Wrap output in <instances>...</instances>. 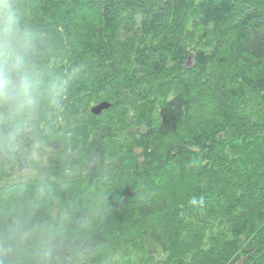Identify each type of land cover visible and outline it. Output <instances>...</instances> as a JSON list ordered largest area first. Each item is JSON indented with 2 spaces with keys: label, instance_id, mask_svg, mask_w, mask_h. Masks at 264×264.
Wrapping results in <instances>:
<instances>
[{
  "label": "trees",
  "instance_id": "obj_1",
  "mask_svg": "<svg viewBox=\"0 0 264 264\" xmlns=\"http://www.w3.org/2000/svg\"><path fill=\"white\" fill-rule=\"evenodd\" d=\"M26 4L29 22L53 46L57 68L82 69L66 96L65 131L80 146L77 159L95 157V165L82 169L65 197L91 202L80 187L112 184L118 173L135 178L126 189L132 197L125 204L133 212L129 223L97 204L104 218L93 239L119 255L120 264H264V161L250 168L248 191L241 187L245 181L234 184L225 170L240 164L236 140L264 143V121L258 119L264 114V0ZM248 97L259 99L257 109L237 113ZM93 101L111 107L94 115ZM122 106L134 123L132 136H122L114 122L113 112ZM121 137L129 144L116 157L109 145ZM139 150L147 169L134 160ZM158 171L171 178L163 180L165 187L183 183L190 189L184 194L203 199L204 207H174L153 187ZM217 201L230 213L217 215ZM170 213L177 221L190 219L191 228L170 237L160 226ZM124 228L133 233L122 241ZM197 233L209 258L195 259L178 248ZM97 258L105 264L103 254Z\"/></svg>",
  "mask_w": 264,
  "mask_h": 264
},
{
  "label": "clouds",
  "instance_id": "obj_2",
  "mask_svg": "<svg viewBox=\"0 0 264 264\" xmlns=\"http://www.w3.org/2000/svg\"><path fill=\"white\" fill-rule=\"evenodd\" d=\"M82 71H60L54 49L29 22L26 0H0V264H120L93 239L95 202L65 197L95 157L65 128L66 96ZM203 208L204 200L187 202Z\"/></svg>",
  "mask_w": 264,
  "mask_h": 264
},
{
  "label": "rangeland",
  "instance_id": "obj_3",
  "mask_svg": "<svg viewBox=\"0 0 264 264\" xmlns=\"http://www.w3.org/2000/svg\"><path fill=\"white\" fill-rule=\"evenodd\" d=\"M259 102L260 101L257 98L248 97V99L244 103L240 104L239 106H236L235 111L237 113H239L238 109L241 110V113L246 112V111H252V109H257ZM122 103L124 105H128L129 98L125 96ZM98 104L99 102L93 101L90 104V108L92 109ZM159 108H160L159 104L156 105L154 108V118L155 119H157ZM123 109H124V106L121 107V110L118 113L113 112L114 122H116L117 125L119 126L123 134L122 136H124V134L127 135V137L129 135L132 136L133 135L132 133L134 132L133 130L134 123L130 120L131 115L125 112ZM231 112L229 114H231ZM110 115H111L110 113H107V112L104 113V116H110ZM226 115H228V113H226ZM233 115H230V116H233ZM257 115L259 114H256L253 116L256 117ZM258 119L264 121V114L262 117H259ZM242 122H243V119L237 118V123L241 124ZM243 134H246V132L242 133V135ZM250 137H251V134H250ZM243 140H244L243 142H241L240 140H236L234 142L239 150L240 164L233 166L232 170L228 168H226L225 170H227L230 176V180L233 181L234 184L240 183L241 180L245 181L246 184H241V187H243V189L248 191L250 190L249 188L250 185L247 184L250 181V177H249L250 168L253 165L262 163V161H264V143L259 142L257 140L255 145L250 146L248 142H245V138ZM128 144L129 143L125 140V138L121 137L109 145V152L115 155L116 157H119L125 151ZM135 155L137 158L134 160H137L141 163L142 170L147 169L148 168V166L146 167L147 164L145 163L144 159L140 156V150L136 151ZM227 163L228 162H225V164ZM260 168H262L261 165L259 166V169ZM157 174H159V171L158 173H156V175L152 179L154 183L153 187L155 188V191L159 192L160 195L166 198L174 207L182 208V210L183 208H187L188 207L187 205H182V204L187 203L189 198L184 193H189L190 189L187 186L183 185V183L181 182L176 183L174 187L173 186L165 187L163 180H165V178H167L168 180H171V178L168 177L167 175L158 176ZM261 175H262V178L264 179V173H262ZM132 176L131 174L118 173L114 176L115 179L114 181L111 182L112 184H108V183H95L93 185L86 184L85 186H82L80 188H83L81 189L83 191L82 193L86 195V198H88L89 201L95 202L96 204H101L102 206L105 205L104 211L106 213L115 214L113 217L116 220H118L119 218V219H123L124 221L123 223H125V221L126 223H129L133 212L131 208H126L125 204H126L127 199L132 198L129 195V193H126L127 187L132 185V182L135 179ZM172 178L175 179L174 177ZM115 180H116V183H115ZM74 194L77 195L76 193ZM194 194H200V196H202V193L198 192V188L194 190ZM130 205L131 203L129 202V206ZM223 207L224 206L220 204L219 201H217L216 203H213L212 209L217 215H221V214L225 215L226 213H230V208H226V209L224 208L222 210ZM117 215H119V217H117ZM175 217L176 216L174 215V213H170L167 216H164L163 218H161L160 220L161 222L160 226L162 227V229L165 230L166 234H168L170 237L176 236L177 231L182 233L191 228L189 224L190 219L177 221L178 218L177 217L175 218ZM123 232L125 235L123 236L122 241L125 240L126 236L129 238L131 233H133L128 228H124ZM118 234L119 233L115 234V243L119 241ZM204 239H206V236L204 237ZM185 243H187L186 246H184ZM204 244L205 243H204L203 237L201 236L200 233H197L191 238H187V237L184 238L178 244V248H180L181 246L183 248L185 247L184 249L188 251L189 253H192L195 259H200L203 256H205L206 258H209V254H207ZM100 262H101L100 259L97 258L96 264H99Z\"/></svg>",
  "mask_w": 264,
  "mask_h": 264
},
{
  "label": "water",
  "instance_id": "obj_4",
  "mask_svg": "<svg viewBox=\"0 0 264 264\" xmlns=\"http://www.w3.org/2000/svg\"><path fill=\"white\" fill-rule=\"evenodd\" d=\"M110 107L111 103H109L108 101H104L93 107L91 111L94 115H100L102 112L108 110Z\"/></svg>",
  "mask_w": 264,
  "mask_h": 264
},
{
  "label": "bare ground",
  "instance_id": "obj_5",
  "mask_svg": "<svg viewBox=\"0 0 264 264\" xmlns=\"http://www.w3.org/2000/svg\"><path fill=\"white\" fill-rule=\"evenodd\" d=\"M176 218V217H175ZM178 218V217H177ZM173 222V221H172ZM176 223H178V222H176Z\"/></svg>",
  "mask_w": 264,
  "mask_h": 264
}]
</instances>
